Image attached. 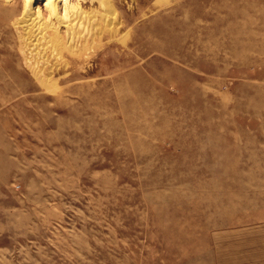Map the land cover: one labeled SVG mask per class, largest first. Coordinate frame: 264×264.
Listing matches in <instances>:
<instances>
[{
    "label": "rangeland",
    "instance_id": "1",
    "mask_svg": "<svg viewBox=\"0 0 264 264\" xmlns=\"http://www.w3.org/2000/svg\"><path fill=\"white\" fill-rule=\"evenodd\" d=\"M23 1L0 0V264H262L264 0H69L72 43L39 2L36 45Z\"/></svg>",
    "mask_w": 264,
    "mask_h": 264
},
{
    "label": "bare ground",
    "instance_id": "2",
    "mask_svg": "<svg viewBox=\"0 0 264 264\" xmlns=\"http://www.w3.org/2000/svg\"><path fill=\"white\" fill-rule=\"evenodd\" d=\"M59 1L62 2L61 6L57 4V2ZM39 2L43 3V8H45V11L47 12V15H48L47 20L51 21L55 19L59 21L58 22L59 26L65 28L69 32L67 36L68 37L67 43H72L75 37V33H70L68 26L73 23L75 24L76 22H79V21L80 22L84 21L85 15L77 7V1L76 2L74 1L73 3V2H70L69 0H24L21 18L18 19V21L16 22V24L21 30V33L23 36L22 37L23 42L25 44L28 42H34L35 44L33 43L32 45H36V43L39 42L40 40H45V37H46L45 31H46V28L48 27L47 26L48 23H47V20H42L41 18L42 9L39 7V4H38ZM59 12H61L60 16L58 15ZM45 43L48 44L47 42ZM25 48H27V46H25ZM27 51H30V49ZM34 55L36 54L34 53ZM31 72L33 76L37 79V81L40 83V86H44L41 79L37 76L36 71L32 69Z\"/></svg>",
    "mask_w": 264,
    "mask_h": 264
},
{
    "label": "crops",
    "instance_id": "3",
    "mask_svg": "<svg viewBox=\"0 0 264 264\" xmlns=\"http://www.w3.org/2000/svg\"><path fill=\"white\" fill-rule=\"evenodd\" d=\"M261 255H262V264H264V223L262 224Z\"/></svg>",
    "mask_w": 264,
    "mask_h": 264
}]
</instances>
